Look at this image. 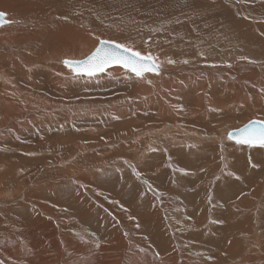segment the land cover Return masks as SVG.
Listing matches in <instances>:
<instances>
[{
  "label": "rangeland",
  "instance_id": "1",
  "mask_svg": "<svg viewBox=\"0 0 264 264\" xmlns=\"http://www.w3.org/2000/svg\"><path fill=\"white\" fill-rule=\"evenodd\" d=\"M260 2V11L240 14L247 30L256 32L239 51L248 63L223 60L210 64L215 71L201 68L206 51L196 40L203 30L190 28L189 35L175 18L162 21L143 13L142 5L134 6V16L122 4L90 8L66 0L58 6L63 13L77 17L76 12L86 11L75 25L69 17L33 27L23 23L32 29V38L42 30L51 34L32 51L24 48L18 57L25 62L0 54V77L8 76L10 85L30 97L38 118L0 139V264L35 257L29 251L36 244L46 255L44 264H133L140 260L136 252L145 250L135 231L145 236L161 225L171 247V252L153 253L161 264H264V149L226 139L229 131L251 120L264 121V35L252 26L264 16V0ZM179 7L168 4L167 12ZM103 29L142 54L150 52L164 62L174 59L168 64L180 66L167 68L168 76H159L157 83L146 79L150 89L120 67L115 76L109 75L110 68L92 79L65 82L69 69L60 60L86 58L97 37L109 40L98 36ZM12 47L19 49L16 56L23 49ZM181 51L190 52L197 66L171 57ZM225 67L237 69L238 78L223 77ZM173 76L184 86L171 94ZM3 130L0 126V135ZM160 130L167 134L153 135ZM148 215L152 222L146 232L137 222ZM31 216L42 217L43 230L40 222L31 228L12 223ZM93 230L99 240L90 238Z\"/></svg>",
  "mask_w": 264,
  "mask_h": 264
},
{
  "label": "bare ground",
  "instance_id": "2",
  "mask_svg": "<svg viewBox=\"0 0 264 264\" xmlns=\"http://www.w3.org/2000/svg\"><path fill=\"white\" fill-rule=\"evenodd\" d=\"M65 1L66 0H0V12L6 13L7 14L6 19H7V21H10V23H3V25L0 26V54H2L3 52L11 53L13 55V58L15 59V61H12V62H15V63L21 62V61L25 62L24 57L21 56L22 60H20L21 57L20 58L18 57L20 54L25 52L24 48L27 47L26 52L32 51L31 47H33V45L35 43H43L48 38V36H50V34H51V32H49L47 30H42L40 32H35L34 37L32 38V35L30 34L32 29H29L27 27H22L24 22H28V24L31 27H33V25L35 23H37L38 21H44V24H45L46 22L51 23L52 20L53 21H64L65 19L70 18L73 21V25H75L77 22L75 18L80 17V16H84L83 13H86V11H83V13L76 12L77 15L79 14L77 17L70 16L69 13H67V12L63 13L61 8L58 6L64 4ZM74 1L83 2L86 5H88L90 8L93 7V5L95 3H97L101 7H107L108 3L122 4V5H124L125 9L126 8L130 9L129 11H127V13L132 14L134 16H138V13H137L138 11L134 8V6L142 5V8L144 9L143 13L154 16L156 18H159L162 21H163L162 18H166V17L167 18H170V17L175 18L174 20L177 22L180 30L182 29V31L186 32L189 35H191L190 28H198V29L203 30V33H204L203 37L196 40V42L198 45H201V48L203 50L206 51L205 57L200 61V63H202V65H203L201 68H205L206 71L208 69L214 70V68H212L211 66L212 65H218V63L222 62L223 60H229V61L231 60V61H235V62H237L238 60H244V62L248 63L246 61L245 57L243 55H241L239 53V51L245 49L248 46V44H250V43H248V39L253 40L256 32H251L252 30H247L246 27H247L248 23H246L244 18H241L240 14L244 10L247 12H250V13H253L254 10L256 12H258V11H260L261 7L263 6V4L260 2L261 0H234V1L233 0H222V1L221 0H207V1L206 0H67V4H71ZM173 2H175L177 5H180L179 9L178 10L171 9L169 12H167L168 4H171ZM17 4L23 6L22 11H18L15 9ZM185 5L195 7L196 9H199L200 11L187 10ZM21 13H22V17L19 18V15H21ZM242 15L246 16L247 14L243 13ZM185 16H187L191 19L184 21V22L182 21L180 23V20L182 18H185ZM263 21H264V16L262 17L260 23H257V24L254 23V24H252V26H253L255 31L264 35V22ZM79 30L81 31V28H79ZM109 32H111L110 29H103V30H100L97 34H98V36L99 35L104 36V37L106 36L111 40H115L117 42L122 43V39H117V37H115V36H110ZM87 33H90V32H87ZM114 35H118V33L115 32ZM144 35H145V33L141 32V38ZM87 36L90 37L91 34H87ZM144 39H145V37H144ZM105 40H108V39H105ZM127 40H130V39H125V41H127ZM220 40H226L229 43L222 45ZM81 41L82 40H78L79 43H81ZM98 43H99V40H98ZM98 43H96V45L92 46V51L86 52L83 56L85 57L86 55L89 54V52H93L95 50V48L99 45ZM13 45L14 46L18 45L19 47H23V49L20 50V52L17 54V56H16V51H18L19 49H13V47H12ZM198 45H197V49H199ZM137 49H136L137 51H141V49L139 47H137ZM31 54H32V52H31ZM3 55L9 59L7 54L3 53ZM3 55H0V56L2 57ZM171 57L177 58V60H179L180 58H183V57L187 58V59H184V58L183 59L187 62L189 61V63H184V64L182 63V65L197 66V64L195 63V60H197V59L192 60L193 55L190 52L181 51L180 53H177V54L173 53V54H171ZM82 58L83 57L76 58L75 60H81ZM156 58H157V63L160 64L159 74L157 75V74H153V73H146L144 79H139L140 83H142L141 86H143L144 88L148 87V89H150L149 88L150 84L149 85L147 84L146 79H148L147 81H150V82L155 81L157 83V79H160L159 76L160 77L163 76V74L165 73L167 68H174V70H175L176 68H178V66H180V65H178V66L174 65L175 66L174 67V66L169 65L168 61L164 62V60L166 61V59H164V60L162 59L163 62H161L162 61V60L160 61L161 58L160 59H159V57H156ZM217 58L219 59L218 61H216ZM65 59L74 60L72 58L61 59L60 61H61V64L63 66H65L63 63V61ZM239 63H241V62H239ZM210 64H212V65H210ZM8 65H12V64L8 63ZM172 65H173V63H172ZM117 67H119V66L112 67V68H114L111 70L113 72V74L109 73V75L115 76L117 73L121 72V70H119V68H117ZM110 68H107V69H110ZM162 68H163V70H162ZM216 68H219V66H217ZM224 69L226 70V72H224L225 76H223V77H226V78L233 77L235 79L238 78L237 72H236L237 69L235 70L234 68H230L231 70L229 72H228L229 67H225ZM68 71H69L68 75L65 78H63L65 80L67 79V81H65V82H68V80H70L73 77L72 72L70 70H68ZM111 71H106V72H111ZM186 72H190V71H186ZM168 73H169V71L167 73H165L166 77L168 76L167 75ZM173 75L177 76V74H173ZM215 75H217V74H215ZM220 75L222 76V74H220ZM210 76L211 75L209 74V77ZM173 78H176V77L173 76ZM190 79L191 78H189L188 81ZM0 82L3 83V85L0 83V126L2 128H4V130H3L4 133L0 135V139H3V137L8 135V134H14V133L18 132L19 130L24 129L25 127H28V126L30 127L31 123L34 120L38 121V118L35 117V119H34L35 115L33 112H35V107H33V105L30 103L29 100H31V99H29L30 97L25 92H21L19 89L17 90L16 87L10 85L9 77L8 76L6 77L3 73L0 77ZM175 85H176V87L175 88L173 87V92L171 94H173L176 91L177 86H179L180 88H183V86H184L182 81L180 79H177V78L175 80ZM222 85H223V83H222ZM168 88L170 89L172 87L169 86ZM162 94H163V92H162ZM163 105H165V104H163ZM169 106H171V105H169ZM174 111L175 110H173L170 114L171 115V122L175 119V116H174L175 114H173ZM31 114H32L33 118L30 117ZM42 114H43V111H42ZM166 134H167V130H160L159 132H156L153 135L154 136H164ZM185 134L186 133H182V135H185ZM172 136H170V137H172ZM225 137H226V135H225ZM232 142H234V141H232ZM126 163H128V162H126ZM126 165H128V164H126ZM72 202H74V200H72ZM71 205H73V204H71ZM153 215L157 216V213H154ZM75 217H77L76 214H75ZM77 218H78V220L81 219V217H77ZM82 219H85V218L82 217ZM151 220H152V215H148L146 217V219L143 216L139 217L138 222L136 221L137 226L144 225L146 228V232H147V226L149 228V226L151 225L150 222H152ZM41 221H42L41 216H37L36 218L31 216L28 218V220L24 221V223H22V224H20V222H15V221H12V223H14L16 226H21L23 228H28V227L31 228L32 226H36L37 223L40 222L41 223L40 228H41V230H43L46 223H45V221L44 222H41ZM90 225L92 226V224H90ZM161 226L158 227V232H157V229H155L156 231L152 230L151 232H148V233L144 232L145 236H143L142 234H139V233H137V231H135V234L143 240V242L140 244H141L142 249H145V250H143L141 252H136V254L139 256L140 260H137V258L134 257L136 259H135V261H133V264H161L163 260L156 258L153 255V253L158 252L159 254H163L166 252H171V247H170L169 242H168L170 239L168 240L167 236H165V234H163ZM92 227H94V226H92ZM95 229H96V226H95ZM163 230H165V229H163ZM93 231L94 232L91 233L90 238L94 239V237H95L96 240H99L100 238H98L97 233L95 232V230H93ZM89 232H91V231H89ZM148 234H150V235H148ZM105 235H106V233H105ZM111 237L110 238L108 237V238L111 239ZM150 243L152 244V246L150 245ZM108 245L110 247H112V245H110V244H106V245L101 244V246H102L101 248L108 247ZM136 249H137V247H136ZM133 251H135L134 248H133ZM29 252L33 256H34V252H35L36 256L31 257L29 259L28 258L22 259V264H44V262L47 261V258L45 257L46 255L44 256L42 254L43 252L41 250L40 244L31 245ZM30 253H28V254H30ZM149 253H151V255ZM40 254H42V255H40ZM37 255H39V256H37ZM77 257L78 256H76V258ZM107 257H109V256L107 255ZM76 258L74 257V259H76ZM109 260H110V258H109ZM85 261H86V259H85ZM101 261H102V259H101ZM105 261H106V259L105 260L103 259L102 262H105ZM87 262H88V260H87Z\"/></svg>",
  "mask_w": 264,
  "mask_h": 264
},
{
  "label": "snow or ice",
  "instance_id": "3",
  "mask_svg": "<svg viewBox=\"0 0 264 264\" xmlns=\"http://www.w3.org/2000/svg\"><path fill=\"white\" fill-rule=\"evenodd\" d=\"M6 15V13L0 12V26L3 23H10L7 21ZM97 39L99 45L86 58L81 60L65 59L63 61L65 67L72 72L73 79L95 78L112 65L120 66L125 72L134 74L138 79H144L146 73L159 74L160 64L150 52L142 54L125 43L99 37ZM168 63L172 64L175 61L169 59ZM212 110L215 111L216 109ZM227 139L234 141L236 145L246 146L249 149L256 147L264 149V121L251 120L242 128L229 131ZM249 163L252 167H257L251 163V160ZM230 175L232 174L230 173ZM236 178L239 179V177Z\"/></svg>",
  "mask_w": 264,
  "mask_h": 264
},
{
  "label": "water",
  "instance_id": "4",
  "mask_svg": "<svg viewBox=\"0 0 264 264\" xmlns=\"http://www.w3.org/2000/svg\"><path fill=\"white\" fill-rule=\"evenodd\" d=\"M116 66H118V65H112V66H110V67L112 68V67H116ZM110 67H108V68H110ZM119 67H120V66H119ZM241 128H242V127H241Z\"/></svg>",
  "mask_w": 264,
  "mask_h": 264
}]
</instances>
